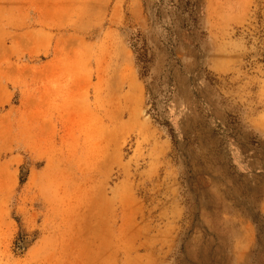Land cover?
<instances>
[{
	"label": "rangeland",
	"instance_id": "374dc122",
	"mask_svg": "<svg viewBox=\"0 0 264 264\" xmlns=\"http://www.w3.org/2000/svg\"><path fill=\"white\" fill-rule=\"evenodd\" d=\"M262 225L264 0H0V264H264Z\"/></svg>",
	"mask_w": 264,
	"mask_h": 264
},
{
	"label": "trees",
	"instance_id": "16d2710c",
	"mask_svg": "<svg viewBox=\"0 0 264 264\" xmlns=\"http://www.w3.org/2000/svg\"><path fill=\"white\" fill-rule=\"evenodd\" d=\"M259 232L262 233V234L264 233L263 225L259 228ZM259 232H258L257 238H258L259 244H261L262 240H261V236L259 235Z\"/></svg>",
	"mask_w": 264,
	"mask_h": 264
}]
</instances>
